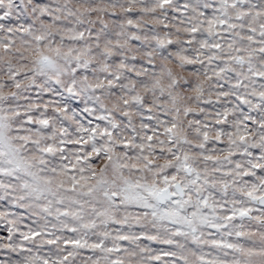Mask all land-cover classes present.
Wrapping results in <instances>:
<instances>
[{
  "label": "snow or ice",
  "instance_id": "obj_1",
  "mask_svg": "<svg viewBox=\"0 0 264 264\" xmlns=\"http://www.w3.org/2000/svg\"><path fill=\"white\" fill-rule=\"evenodd\" d=\"M0 264H264V0H0Z\"/></svg>",
  "mask_w": 264,
  "mask_h": 264
}]
</instances>
